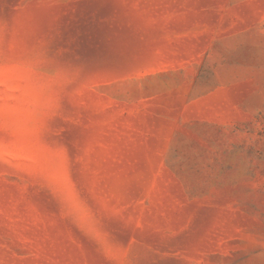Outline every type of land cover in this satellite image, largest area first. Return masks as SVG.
I'll use <instances>...</instances> for the list:
<instances>
[{"label": "rangeland", "instance_id": "374dc122", "mask_svg": "<svg viewBox=\"0 0 264 264\" xmlns=\"http://www.w3.org/2000/svg\"><path fill=\"white\" fill-rule=\"evenodd\" d=\"M0 264H264V0H0Z\"/></svg>", "mask_w": 264, "mask_h": 264}]
</instances>
